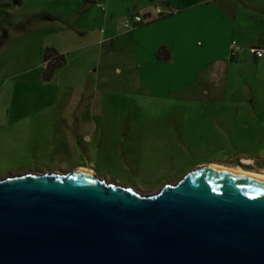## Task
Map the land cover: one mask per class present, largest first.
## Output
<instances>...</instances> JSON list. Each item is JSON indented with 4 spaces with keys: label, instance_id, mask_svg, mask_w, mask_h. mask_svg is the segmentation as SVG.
Segmentation results:
<instances>
[{
    "label": "rangeland",
    "instance_id": "374dc122",
    "mask_svg": "<svg viewBox=\"0 0 264 264\" xmlns=\"http://www.w3.org/2000/svg\"><path fill=\"white\" fill-rule=\"evenodd\" d=\"M243 1L237 20L135 27L161 0H0V178L86 167L153 195L202 166L264 174V58L227 53L232 36L264 44V0ZM47 50L66 61L50 80Z\"/></svg>",
    "mask_w": 264,
    "mask_h": 264
},
{
    "label": "water",
    "instance_id": "95a60500",
    "mask_svg": "<svg viewBox=\"0 0 264 264\" xmlns=\"http://www.w3.org/2000/svg\"><path fill=\"white\" fill-rule=\"evenodd\" d=\"M0 264H264V181L198 167L146 195L79 168L0 178Z\"/></svg>",
    "mask_w": 264,
    "mask_h": 264
},
{
    "label": "crops",
    "instance_id": "0c3cea01",
    "mask_svg": "<svg viewBox=\"0 0 264 264\" xmlns=\"http://www.w3.org/2000/svg\"><path fill=\"white\" fill-rule=\"evenodd\" d=\"M96 1L97 0H94V2H96ZM151 1L153 3H155V0H151ZM253 1L255 2V0H253ZM161 2L165 5L166 9L163 8L162 6L158 5L155 8L156 9L155 10V14H153V12H150V11H145L144 13L150 12L151 15H152V18L155 17L154 21H157V20H161V19L165 18L166 15H170V14H168V12L170 10L175 11L174 13H171L172 15L175 14V17L182 18V16H186L187 15V12H193L195 14V12H197L199 8H206V9L212 10L213 14L221 16L222 18H225V19H228V20L233 18L234 20H237L238 14H239V11H238L239 2L243 3L244 5H246V7L249 6V4H247L243 0H194L192 3H189V4H182V3L178 2L177 0H161ZM158 8L162 9L163 11H165V14L162 15V16H159V14L157 13V9ZM262 9H264V8L261 7L260 10H262ZM259 16H261V17H259L261 20H264V18H263L264 15L263 16L259 15ZM250 17H251L252 20H254L256 22L259 21L257 15H255V14L250 15ZM142 25L143 24H141V25L137 24L136 27H139V26H142ZM240 28L250 29L248 27L236 25L235 23H233V25H232V30L233 31H236V30L238 31ZM263 36H264V33H263ZM232 37L234 38V36H232ZM233 38H232V41L230 40V42L227 44V53H228V55H229V51L231 49L232 43L234 41H236V39H233ZM243 43H244L245 47L248 48V47H252L253 45H256L258 42L256 40H252V41L251 40H243ZM162 47L165 48V50L163 51V54L164 55L168 54L169 55V59L168 60H170L172 58L173 54L170 52V50L168 49V47H167V45L165 43H160L159 46L156 48V50H155L156 58L159 61H167V60L159 59L158 56H157L158 51ZM243 50H245L244 51L245 53L243 52ZM243 50L241 51L240 54L244 53L246 55H249L251 57V59H253L255 61L259 60V59H256L253 55H251L249 51L247 52L248 49H243ZM228 55H227V57H230V59L232 61L233 59L231 58V55L230 56H228Z\"/></svg>",
    "mask_w": 264,
    "mask_h": 264
},
{
    "label": "built area",
    "instance_id": "2783aa9c",
    "mask_svg": "<svg viewBox=\"0 0 264 264\" xmlns=\"http://www.w3.org/2000/svg\"><path fill=\"white\" fill-rule=\"evenodd\" d=\"M174 12L175 11L170 10L168 12V14H171V13H174ZM157 13L159 14V16H162V15L165 14V11H163L160 8H158L157 9ZM151 19H152V15H151L150 12H146V13H143V14L135 12V14H134V21H135V23H137L139 25H141V24L145 23V21H148V20H151ZM126 27L127 28H134L133 25H132V22H129V21L126 23ZM242 50H243L242 47L236 41H234L232 43V46H231V54H232V56H237ZM249 52L256 59L264 58V44L260 45V46H252L249 49Z\"/></svg>",
    "mask_w": 264,
    "mask_h": 264
},
{
    "label": "trees",
    "instance_id": "16d2710c",
    "mask_svg": "<svg viewBox=\"0 0 264 264\" xmlns=\"http://www.w3.org/2000/svg\"><path fill=\"white\" fill-rule=\"evenodd\" d=\"M85 2L88 3H92L94 2L93 0H84ZM165 50L164 47H162L159 51H158V58L159 59H163V60H168L169 59V55H164L163 51ZM44 60L46 62V67H45V71H44V79L45 80H50L55 71L60 68L66 61H65V57L63 54L58 53L57 51L53 50H47V52L44 54Z\"/></svg>",
    "mask_w": 264,
    "mask_h": 264
},
{
    "label": "bare ground",
    "instance_id": "6f19581e",
    "mask_svg": "<svg viewBox=\"0 0 264 264\" xmlns=\"http://www.w3.org/2000/svg\"><path fill=\"white\" fill-rule=\"evenodd\" d=\"M202 167H206V168H210V169H216V170H222V171H226V172H230V173H234V174H239V175H243V176H247L250 178H255V179H259V180L264 181V174L248 171V170H245L241 167H239V168H226V167L217 166V165L202 166ZM79 170L83 171V172L93 173L90 168H86V167L79 168ZM178 182H176V183H178Z\"/></svg>",
    "mask_w": 264,
    "mask_h": 264
}]
</instances>
